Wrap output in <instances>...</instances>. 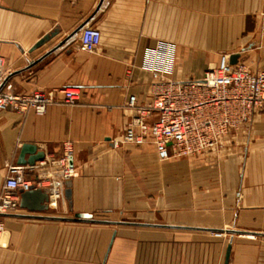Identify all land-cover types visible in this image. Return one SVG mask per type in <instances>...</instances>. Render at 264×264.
<instances>
[{
	"label": "crops",
	"instance_id": "0c3cea01",
	"mask_svg": "<svg viewBox=\"0 0 264 264\" xmlns=\"http://www.w3.org/2000/svg\"><path fill=\"white\" fill-rule=\"evenodd\" d=\"M101 1L0 0V57L15 93L82 91L75 105L58 95L43 116L0 111V192L24 144L46 159L74 151L71 200L0 217V264H225L231 241L229 264H264V236L254 235L264 234V114L200 157L162 162L153 146H115L130 97L150 96L152 67L201 79L224 54H239L264 71V0H104L97 11ZM89 20L101 32L96 52L79 50L80 33L47 56ZM39 164L25 166L27 179L44 175ZM77 214L112 224L45 219Z\"/></svg>",
	"mask_w": 264,
	"mask_h": 264
},
{
	"label": "built area",
	"instance_id": "2783aa9c",
	"mask_svg": "<svg viewBox=\"0 0 264 264\" xmlns=\"http://www.w3.org/2000/svg\"><path fill=\"white\" fill-rule=\"evenodd\" d=\"M260 21L259 38L264 45V10ZM100 43L97 28L87 26L82 30L81 52L94 53ZM231 57L224 54L218 66L209 68L201 79L174 80L166 76L165 64L162 69L152 67L150 96L143 104L136 96L130 97V121L123 140L115 146H153L162 162L195 158L219 150L227 137L251 128L255 118L264 114V71L253 72L240 59L232 64ZM8 75L5 59L0 57V111L43 116L58 95L67 105L81 101L82 91L76 87L16 94L14 85L5 83ZM73 154L72 147L67 146L62 158L40 162L44 175L33 180L26 178V167H9L0 192V214L15 213L20 208L21 193L33 189L46 192L50 207H55L72 177ZM5 231L0 219V246Z\"/></svg>",
	"mask_w": 264,
	"mask_h": 264
},
{
	"label": "water",
	"instance_id": "95a60500",
	"mask_svg": "<svg viewBox=\"0 0 264 264\" xmlns=\"http://www.w3.org/2000/svg\"><path fill=\"white\" fill-rule=\"evenodd\" d=\"M104 0L101 1V3L98 6L97 11H100L102 5H103ZM89 21L85 22L82 24L75 32L69 36L64 42H62L58 47H56L53 51L49 52L47 56L50 54L54 53L56 50H58L61 46L65 45L69 40L73 39L74 37H77L83 29H85L89 25ZM59 31L55 30L52 33L44 36L33 48L32 52L40 49L43 47L45 44L50 42L52 39H54L58 35ZM240 55L235 54L232 55L231 57V63L232 64H237L239 60ZM38 62L32 63L29 68H32L35 66ZM8 80H6L5 83H7ZM29 155V159H26V156ZM46 159V154L42 151L39 150L38 146L34 144H24L21 150V154L19 157L18 165L20 167H25V166H31L34 167L37 165V163L43 162ZM71 183L69 182L67 184V190L65 191V196L67 199L71 200L72 198V190H71ZM50 197L49 195L42 191V190H31L29 192H22L21 193V204L20 206L22 208H28L33 212H47L50 210ZM10 215H3L0 214L1 218L8 217ZM45 218V217H44ZM49 220H61V221H69V222H82V223H95V224H112V222H107V221H99L95 220L94 216L91 214H77L74 218L71 219H66V218H45ZM113 224H128L125 222L122 223H113ZM138 225V224H136ZM216 233H223V232H216ZM228 233L232 235H252V234H246L244 232H237V231H229ZM258 236H264V234H254ZM231 253H232V241L230 242L228 249H227V254H226V260L225 264L230 263L231 259Z\"/></svg>",
	"mask_w": 264,
	"mask_h": 264
},
{
	"label": "bare ground",
	"instance_id": "6f19581e",
	"mask_svg": "<svg viewBox=\"0 0 264 264\" xmlns=\"http://www.w3.org/2000/svg\"><path fill=\"white\" fill-rule=\"evenodd\" d=\"M67 186V185H66Z\"/></svg>",
	"mask_w": 264,
	"mask_h": 264
},
{
	"label": "rangeland",
	"instance_id": "374dc122",
	"mask_svg": "<svg viewBox=\"0 0 264 264\" xmlns=\"http://www.w3.org/2000/svg\"><path fill=\"white\" fill-rule=\"evenodd\" d=\"M261 14V13H260Z\"/></svg>",
	"mask_w": 264,
	"mask_h": 264
}]
</instances>
